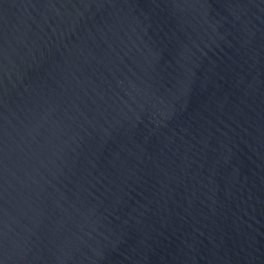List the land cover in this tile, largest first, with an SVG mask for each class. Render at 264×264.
Returning a JSON list of instances; mask_svg holds the SVG:
<instances>
[{"label":"water","instance_id":"1","mask_svg":"<svg viewBox=\"0 0 264 264\" xmlns=\"http://www.w3.org/2000/svg\"><path fill=\"white\" fill-rule=\"evenodd\" d=\"M0 264H264V0H0Z\"/></svg>","mask_w":264,"mask_h":264}]
</instances>
